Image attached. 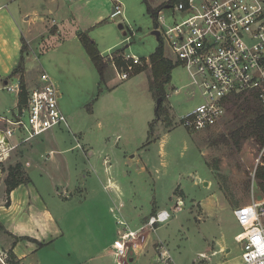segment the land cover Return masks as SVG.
Instances as JSON below:
<instances>
[{
  "label": "rangeland",
  "instance_id": "374dc122",
  "mask_svg": "<svg viewBox=\"0 0 264 264\" xmlns=\"http://www.w3.org/2000/svg\"><path fill=\"white\" fill-rule=\"evenodd\" d=\"M21 1L24 9L31 12H41L47 7L56 9L59 4L71 14L78 10L81 24L87 26L90 15L96 12L93 9L102 4L103 0H92L90 6L69 0H0V5L4 4L0 10V87L5 80L14 83L17 78H23L28 92L42 69L52 77L45 64L52 68L55 64H66L64 76L57 77L61 85L58 88L62 95L60 106L68 111L73 110V115L78 113L76 122L80 127L73 124L64 112L68 125L57 127L63 129L62 135L58 136V145L44 144L31 156L39 165L37 170L31 171L36 189L45 196L55 194L51 183L47 182L46 176L43 177L41 172L48 164L50 179L68 189L63 192L60 190L63 195L72 192L77 197L87 196L88 200L82 203L79 210L86 215V218H81L83 226L102 222L119 231L124 229L118 224L120 221L127 223L131 230H138L144 216L149 217L152 210L155 211L153 216L157 214L154 205L158 201L161 211L165 208L172 218L168 223L156 225L160 228L158 231L146 234L148 240L144 248H155L158 243H164L175 264H243V247L235 240L241 229L234 211L254 200L264 199V189L256 177L259 167H264V145L246 130L247 118L241 112L240 103L230 106L219 126L207 131H189L181 125L180 118L202 101L197 86L191 84V73L181 67L173 72L172 82L166 86L167 99L162 103L168 117L162 115L157 118L158 99L151 91L152 72L151 67H147L141 72V76L124 82L117 79L113 72L109 82L112 91L109 92L110 89L102 85L100 89L104 90L105 95L100 94L103 98L96 105V96L85 104L87 106L83 110L80 105L85 100V95L91 93L95 77L90 64L84 63L83 57L76 50L73 52L77 55L63 57L61 54V57L56 54L47 58V63L36 61L39 70L34 73V80L24 70L25 64H20L21 31L16 30L19 26L15 20H18L17 11ZM116 1L123 5L124 16L112 19L113 21L109 18L106 23L114 26L96 31L92 36L98 37L102 48L106 49L110 42L123 40L116 45L121 50L111 53L115 47L110 51L104 49L106 57L112 54L116 59L122 60L121 56L126 51L139 58L149 59L159 46V41L154 34L155 16L148 12L147 3L154 11L166 5L156 9L158 3H154L155 0H146L147 3L145 0ZM158 1L162 3L165 0ZM169 1L170 4L176 2ZM113 8L114 4L110 17ZM164 17L170 22L171 11H165ZM119 26L126 28L123 31L127 33L126 36ZM83 28L85 26L81 27ZM26 29L28 27L23 30ZM82 36L80 35V39ZM24 46L28 49V45ZM164 53L167 57L165 49ZM106 59L104 58V62L107 63L108 70L113 71ZM16 62H19V67L10 73H3ZM32 63L34 62L27 61L28 69L32 67ZM177 89H180L178 94ZM96 92L98 94L99 89ZM11 99L5 106V116L9 118L16 111L13 104L16 103L13 102L16 96L14 95L13 103ZM89 104L93 110L95 107V113L87 112ZM75 105L80 107L74 112ZM119 113L123 117L121 123ZM154 120L156 123L150 138V124ZM69 129L76 135L78 132L83 133L86 145L82 144V149H73L59 155L57 153L51 161L50 157L46 160L51 150L64 152L75 147L77 143ZM25 146L23 144L11 155L9 162L3 165V180L7 179L11 167L21 163ZM5 151L6 149L0 151V157L5 155ZM106 161L107 164L103 165ZM22 173L25 179L29 178L23 168ZM108 179L117 183L121 196L104 190ZM31 192V187H27L18 191L17 195ZM3 199V193H0V205ZM115 199L121 212L117 207L113 215L110 207H115ZM179 201L183 203L182 209L178 207L180 205L176 206ZM68 209L69 207L64 211ZM94 211L97 212V217ZM148 219L145 218V222ZM221 248L224 249L223 253L219 252ZM215 252L216 255H213ZM146 256H132L134 261L130 264H156L151 260V255Z\"/></svg>",
  "mask_w": 264,
  "mask_h": 264
},
{
  "label": "built area",
  "instance_id": "2783aa9c",
  "mask_svg": "<svg viewBox=\"0 0 264 264\" xmlns=\"http://www.w3.org/2000/svg\"><path fill=\"white\" fill-rule=\"evenodd\" d=\"M113 4L111 18H122L123 5L116 0ZM165 11H171L170 22L164 17ZM154 20L168 54L166 58L191 73V84L197 86L202 97L195 109L180 118L183 127L201 132L219 126L236 97L253 98L264 108V0H176L159 9ZM121 57V67L112 54L106 60L122 82L131 79L138 68L152 66L150 58L126 51ZM1 85L0 92L19 97L24 90L20 78L14 83L5 80ZM15 110L10 118L0 115V122L9 125L0 130V151L16 135L24 136L26 142L68 125L60 106L59 89L46 72L28 89L26 103ZM234 215L241 229L235 240L243 247V264H264V199L237 208ZM171 218V213L163 210L151 217L147 225L155 230L156 225L168 223ZM119 224L124 229L114 248L118 264H126L133 249L130 243L139 239V230H131L123 221ZM156 250L160 262L175 264L164 243H159ZM0 263L10 264L2 254Z\"/></svg>",
  "mask_w": 264,
  "mask_h": 264
},
{
  "label": "crops",
  "instance_id": "0c3cea01",
  "mask_svg": "<svg viewBox=\"0 0 264 264\" xmlns=\"http://www.w3.org/2000/svg\"><path fill=\"white\" fill-rule=\"evenodd\" d=\"M69 1L76 3L73 0ZM91 1L92 0H82L77 3L81 4L82 2L85 3L84 6H90L92 4ZM22 2L23 1H21V4H19L17 11L18 20L15 21L19 26V28L16 30L21 31V56L22 50L25 47L24 45H28V49L24 55V70L26 71L27 75L31 76L32 80H34V73L39 70L37 66L38 61H44V63H47V58L51 57V55L60 54L61 56V54H63V57H66L74 55L75 53L73 50H76L83 57V62H88L87 64H90L89 66H91V68L96 72L94 73L93 71L95 82H93L91 85L92 91L89 95H85L86 98L80 106H83V110L86 109L85 107L87 105L85 104L91 100H94L96 96L97 105L100 99L105 95L104 90L100 89L101 86L106 85V87L109 88L110 75L112 76L113 72L115 73L117 79L119 78L115 68L109 64L113 71L108 70L105 81H101L98 70L94 66L80 40V35H86L89 38L91 37L90 39L95 42L101 56L105 59L107 58L104 55L105 51H110L114 47L115 48L113 51H111V53L122 49L120 46L116 47V45H118L120 42H123L121 39L110 42V46L106 49L102 48V42L98 37L94 38L92 36V34H95L96 31L99 32L100 30L109 29L111 26H114L112 23H106L109 18L112 20L109 15L114 0H103L102 4H99L97 7H95L93 10L96 12L90 15V20L88 21L87 26L86 24H81V14L78 10H75V12L71 14L67 9L59 4L57 5L56 9L47 7L46 10L41 12L39 10H34L31 12L24 9ZM169 2V0H165L162 3H160L158 0L154 1V3H158L156 9L161 5L170 4ZM3 7L4 4H1L0 10ZM82 7L83 6L81 5L80 8ZM83 26H85V28L81 29ZM26 27H28V29L24 31L23 29ZM119 28L122 30V32L124 30L126 31V28L123 26H119ZM126 34L127 33L125 32L124 35L126 36ZM104 49L106 50L104 51ZM27 61L34 62L32 63V67L30 66V69H28L26 66ZM19 62H16L12 68L3 73H10L13 69L19 67ZM45 65L48 69V72L54 78L52 79L55 80L54 82L60 89L61 85H59V80L57 79L64 76L63 70L64 72L67 70L66 64H55L53 68L51 66H47V64ZM43 72L44 71L42 69L40 75ZM142 74L143 73L136 74L132 78L141 76ZM40 75L31 85L32 87L39 82ZM97 89H99L98 94L96 92ZM108 91L110 92L112 89ZM100 93H103V96H101ZM176 93H180V89H177ZM7 94L3 92L0 94V114L4 116L6 115L5 106L9 104L11 98L12 102L15 95ZM59 94L61 99L62 95L60 92ZM15 96L16 100H13V102L16 103H12L15 105L14 108L16 109L19 105V96ZM80 106L75 105L74 112L78 111L77 109ZM63 111L68 115V117H70V121L72 120L71 122L73 124L78 125L76 122L78 113L73 115V110L68 111L66 108H64ZM87 112L89 114L95 113V107L94 110L93 108H88ZM109 118L110 116L108 119ZM118 119L121 120L120 123L123 122V117L120 116V113L118 115ZM126 124L129 125V123ZM8 127L9 125L6 122H0V130H4ZM78 127L80 126L78 125ZM62 132L63 129L55 128L36 139L26 142H23L24 136L16 135L11 139V143L9 144L8 148L4 147V149H6V153L0 157V193H3L4 195L3 202L0 205V254L4 255L10 264H118V257L116 255L114 245L115 242L118 241L122 231L114 229L112 226L107 225L108 223L105 224L102 222H96L95 225L92 224L93 226H83L81 218H86V215L79 210L82 207V203L88 200L87 196L77 197L72 194V192L64 193L63 195L61 192L68 191V189L59 186L55 180L50 179V173L47 171L48 164L45 165L46 167H44L41 172L43 173V177L46 176L47 182L51 183L55 194L52 196L42 195L35 187L31 171L35 169L37 170L39 165L33 161L31 156L36 154L37 148L44 144L58 145V136L62 135ZM69 132L72 134L74 138L73 140H75L77 143L75 147L67 149L64 152L51 150L46 160H48L50 157L51 161L53 159L52 157L57 153V155H59L60 153H66L69 151L71 152L73 149H82L81 145H86L83 133L78 132V135H76L71 132V130ZM23 144H26L24 147V157L21 159V163L19 164L22 165V168L26 171L31 182L27 185H21L9 195L7 192L8 188L5 183L6 179L3 180L4 173L2 168L4 164L9 162L11 155L21 148ZM85 152H87L86 149ZM106 164L107 161L104 162L103 165ZM106 170L109 169L106 168ZM27 187H31L32 189L30 194L22 196L17 195L18 191L27 189ZM62 188L65 189L62 190ZM104 190L115 193L117 196H121V191L119 190L117 183L109 179L107 181V185H104ZM172 197L173 195L171 198ZM114 202L115 207H110V212L113 213V215H115V208L118 207V201L115 199ZM181 203L182 202L179 201L176 206ZM68 207L69 209L64 211ZM154 208L157 213L161 211V207L158 206V201L155 202ZM117 210L121 212V208L118 207ZM164 210L166 209L164 208ZM154 213L155 211L152 210V213L149 217L144 216V218H140L141 222L138 229L139 239L130 243V245L133 246L130 258L132 256H138L140 258L146 255H151L152 261H154L156 264H163L159 261V254L156 250L159 243L155 246V248L154 246H146L144 248L148 240V236L146 237V234H150L151 231L156 232L160 229L159 226H156L157 228L152 230L147 225L149 219L153 217ZM94 215L95 217L98 216L96 211H94ZM145 218H149L147 222H145ZM219 252L223 253L224 249L221 248ZM216 253L217 252H215L213 255H216ZM133 261L134 260L131 258L126 264H130Z\"/></svg>",
  "mask_w": 264,
  "mask_h": 264
},
{
  "label": "trees",
  "instance_id": "16d2710c",
  "mask_svg": "<svg viewBox=\"0 0 264 264\" xmlns=\"http://www.w3.org/2000/svg\"><path fill=\"white\" fill-rule=\"evenodd\" d=\"M171 1L172 3H174L175 0H171ZM147 5H148V12L151 13L153 16H155L157 11L152 10V8L149 6L148 3ZM80 40L86 52L88 53V56L91 58L94 66L98 70L101 77V81L104 82L108 70V66L107 63L104 62V58L101 56L97 45L86 35H83ZM26 50L27 49L25 47L22 50L20 64H23L25 61L24 55L26 53ZM150 59L152 64L151 66L152 74L150 77L151 91L157 99L163 98L165 102L167 99L166 86L172 82L173 79L172 74L173 71L177 68V65H174L172 61H170L165 57L164 47L161 41L155 53L151 55ZM116 62L117 65L120 67L124 65L123 60L116 59ZM143 71L144 69L138 68L136 74H139ZM21 81L22 84L24 85L23 87L24 90L19 97V106L25 104L27 100V92H26V85L24 79L21 78ZM238 103H240L239 107L241 108V112L244 113L245 118H247L246 130L250 131L251 136L256 137L260 141V143L264 145V108L255 99L248 97H236L233 99L231 105L233 104L235 105ZM89 108H91V105L89 106ZM162 115L166 116V118L168 117V114L164 110L163 105L161 106L160 110L157 112V118H159ZM250 115L252 116V118L249 119ZM155 120L150 124V132H149L150 138L153 134L154 126L156 123ZM256 177L259 180L261 187L264 189L263 166L259 167ZM30 182L31 181L29 178L27 179L24 178L21 164H17L15 167H11L9 169L8 177L5 180V183L8 188L7 192L9 195L21 185H27Z\"/></svg>",
  "mask_w": 264,
  "mask_h": 264
},
{
  "label": "water",
  "instance_id": "95a60500",
  "mask_svg": "<svg viewBox=\"0 0 264 264\" xmlns=\"http://www.w3.org/2000/svg\"><path fill=\"white\" fill-rule=\"evenodd\" d=\"M154 34L158 37V41H160V32L156 30ZM163 101H164L163 98L158 99V111L160 110L161 106L163 105L162 104Z\"/></svg>",
  "mask_w": 264,
  "mask_h": 264
}]
</instances>
